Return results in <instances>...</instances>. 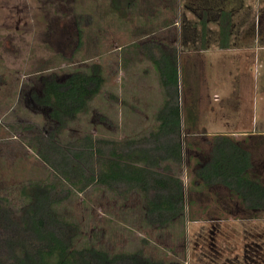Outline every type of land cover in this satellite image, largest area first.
<instances>
[{
	"label": "rangeland",
	"instance_id": "1",
	"mask_svg": "<svg viewBox=\"0 0 264 264\" xmlns=\"http://www.w3.org/2000/svg\"><path fill=\"white\" fill-rule=\"evenodd\" d=\"M221 11L231 16L226 49L218 46ZM152 41L175 56L181 114L188 106L200 123L187 133L182 121L180 162L169 157L155 167L137 159H150L159 123L148 112L161 90L146 51ZM92 64L104 85L60 128L32 95L42 77L65 82ZM256 83L264 89V0H0V264H59L56 255L20 247L33 230L16 219L34 183L47 188L57 223L41 232L71 248L93 246L128 264L134 253L175 264H264V215L236 211L224 187L192 184L196 152L185 144L206 149L203 133L232 129L236 96L251 98ZM256 162L248 175L264 183ZM153 171L179 178V193L171 183L172 198L152 189ZM75 177L84 180L72 184ZM172 199L182 211L170 216L162 208ZM222 206L228 212L215 211Z\"/></svg>",
	"mask_w": 264,
	"mask_h": 264
},
{
	"label": "trees",
	"instance_id": "2",
	"mask_svg": "<svg viewBox=\"0 0 264 264\" xmlns=\"http://www.w3.org/2000/svg\"><path fill=\"white\" fill-rule=\"evenodd\" d=\"M204 26V24H203ZM230 33H231V16L227 11H221L218 18V46L221 49L229 48L230 46ZM169 80V95L173 96L174 89L177 88L176 72L170 71L167 74ZM40 92L33 93V100L40 106L47 107L50 115L56 120L60 128H64L69 122L76 119L80 112H83L88 107L90 101L100 92L104 85L105 78L102 74V68L99 64H92L89 66L87 72H77L69 77L65 82L56 81L50 77H42ZM184 107V106H183ZM184 127L188 128L189 120H193L192 113L184 107ZM191 118V119H190ZM160 126H166L171 130H177L180 127V119L172 118H158ZM192 123V122H191ZM165 124V125H164ZM192 127V126H191ZM188 130V129H187ZM189 130H194L193 128ZM187 133H191L188 132ZM178 137L175 141V145H171L167 150L166 159L171 157L176 163L181 160V142L180 133L173 134H154L153 142L158 143L162 137L171 139L172 136ZM177 139V138H176ZM204 146H199L196 142L186 141V151H195L194 167L192 169V184L206 187L208 189L214 187H224L227 192L232 195L239 203L240 207L251 212L252 217H258L264 215V183L259 180L249 177V171L252 169L251 153L242 146L239 141L232 139L225 135H216L211 138H204ZM170 154V156H169ZM136 155V154H135ZM149 160L144 157L137 158L141 161H150L153 167L154 156L148 153ZM136 157V156H135ZM156 158V157H155ZM189 159L191 156L189 155ZM170 159V158H169ZM193 159V158H191ZM127 167L136 171L135 175H141L144 169L140 166L135 168V165L128 164ZM124 169L121 165L116 175ZM169 170V167H165ZM141 170V173L139 172ZM146 173V172H144ZM155 178L152 180V189H156L158 193H164L167 197L172 198L175 195L174 192L167 191L169 184L178 187L180 180L175 176L160 174L159 172H151ZM159 176V177H157ZM136 177V176H133ZM145 179V178H140ZM71 180V183H82L84 179L81 177H75ZM139 180V179H138ZM157 183V184H155ZM169 183V184H168ZM164 188H161L160 185ZM47 188L40 185V183L29 186V193L27 197L29 201L19 209V214L16 221L22 228L33 230L31 239L25 242H19L20 247L27 253L28 251L37 252L42 251L45 255H56L55 262L59 264H124L125 262L119 261L124 255L110 256L107 252L94 248L93 246L75 249L71 248L70 242L58 241L50 234H44L41 232V228L44 226H51L53 223L57 224L54 220L55 213L49 209L44 202ZM160 204L163 205L161 202ZM174 206L173 199L171 203H166L162 210L166 215H178L181 213L177 211ZM167 209V210H166ZM163 213V214H164ZM147 216L149 214H146ZM158 216V215H157ZM51 228V227H50ZM15 239L19 240V237ZM62 241V242H61ZM50 257V256H49ZM118 258V259H117ZM130 264H175L174 262L166 263L162 260H153L144 256L141 253H134L127 256ZM128 264V263H125Z\"/></svg>",
	"mask_w": 264,
	"mask_h": 264
},
{
	"label": "crops",
	"instance_id": "3",
	"mask_svg": "<svg viewBox=\"0 0 264 264\" xmlns=\"http://www.w3.org/2000/svg\"><path fill=\"white\" fill-rule=\"evenodd\" d=\"M164 50L165 49L163 48L162 43H159V45L155 46L154 42L152 41L150 45H147V49H146L147 55L151 56V58L149 59L153 61L152 62L153 70L156 69V71L159 74L160 86H161L160 95L158 96L156 101L153 103V105L152 106L150 105L148 112L153 113L154 114L153 118L155 116L157 120L159 116L160 118H166V119L177 118V119H180V123H181L183 121V115L181 114L183 108H181L180 95L178 91V83H177V88L174 89L173 96H171L168 93L170 82L167 79V74L170 71H175L176 78H177V73H178L177 62H176L174 55H170L169 52L164 51ZM240 87L244 88L245 84L241 82ZM256 87L259 90L256 92V94L254 93L253 96L251 97L254 99L253 102H251V98H249L250 91H249V94H247V92L241 91V95L236 96V97H239V99L241 98V100L239 101L238 99L237 101H235L237 103L238 115L235 114L236 117L233 118V122H232L233 124L229 125V126H232L231 127L232 129H228V131L225 130L224 133H212L211 132V135L212 136L213 135H225V136L231 137L232 139L236 141H239L242 144V146L245 147L251 153V159H252L253 166H254L255 161H259V162H256L257 168H260L259 172L260 173L262 172L261 174L263 175L264 174L263 173L264 172V103L262 102V100L264 99V89L262 88L260 89L259 88L260 85L258 86L257 83H256ZM244 98H246L245 99L246 101H248L249 99L250 101L249 102L242 101ZM250 105H252L251 107L253 111L252 114L247 112L248 111L247 107H249ZM186 108L188 109V106ZM255 117L257 118V125L255 124L256 123ZM192 118L193 120L190 118L191 120H189L188 122L189 123L188 128H187L188 132L191 131L189 129L191 128L196 129L197 127L200 126L199 121L196 122L197 119H196L195 114L193 115V113H192ZM211 120L214 121V119H211ZM181 124L183 127L184 123L182 122ZM228 124H231V123H228ZM212 125H215V123L213 122ZM239 125H240V128L238 129L237 126ZM243 125L246 126V128H242ZM159 126H160V123H157L156 128L152 127L151 134H155L154 133L155 131H156V134L181 133V130H180L181 127L177 130H174V129L171 130L167 126L166 128L162 126L159 127ZM202 135H205L207 138L208 137L210 138L209 136L210 134L203 133ZM175 141L176 139L174 138L171 139L170 137L168 138L162 137L158 143L153 142V144L150 147L147 146V151L152 156H154V161L156 160L154 163L156 165L160 164L159 162L166 160V154L168 152L167 150L170 148L171 145L173 146L175 145ZM254 142H257L256 144H257L258 156L256 159L254 157L255 156L254 154L255 143ZM162 171L165 172L166 169L163 168ZM250 171H252V169ZM225 208L226 207L224 206H222L221 208L216 207L215 211L216 212H219V211L228 212L227 210H225ZM242 209L243 208L239 207L236 211L241 212L243 211Z\"/></svg>",
	"mask_w": 264,
	"mask_h": 264
}]
</instances>
